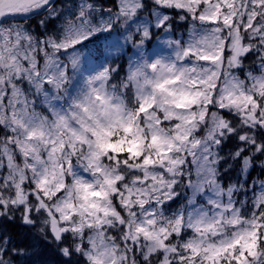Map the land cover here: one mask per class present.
Listing matches in <instances>:
<instances>
[{"label":"snow or ice","instance_id":"6c2138e0","mask_svg":"<svg viewBox=\"0 0 264 264\" xmlns=\"http://www.w3.org/2000/svg\"><path fill=\"white\" fill-rule=\"evenodd\" d=\"M0 264H264V0H0Z\"/></svg>","mask_w":264,"mask_h":264},{"label":"rangeland","instance_id":"374dc122","mask_svg":"<svg viewBox=\"0 0 264 264\" xmlns=\"http://www.w3.org/2000/svg\"><path fill=\"white\" fill-rule=\"evenodd\" d=\"M162 54H165V55H166V54H167V51H166V50H165V51H163V52H162Z\"/></svg>","mask_w":264,"mask_h":264},{"label":"trees","instance_id":"16d2710c","mask_svg":"<svg viewBox=\"0 0 264 264\" xmlns=\"http://www.w3.org/2000/svg\"><path fill=\"white\" fill-rule=\"evenodd\" d=\"M33 26L35 27V24H34V22H33ZM50 258H53V259H54V257H50Z\"/></svg>","mask_w":264,"mask_h":264}]
</instances>
